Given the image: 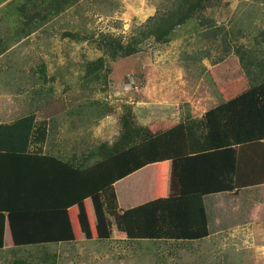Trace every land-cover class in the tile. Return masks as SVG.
<instances>
[{
	"label": "rangeland",
	"instance_id": "obj_1",
	"mask_svg": "<svg viewBox=\"0 0 264 264\" xmlns=\"http://www.w3.org/2000/svg\"><path fill=\"white\" fill-rule=\"evenodd\" d=\"M191 1L201 4L180 22L178 18L184 14L179 0H0V33L12 44L18 42L0 58L77 62L73 64L77 67L69 70L82 72L86 87L79 94V85L71 89L63 84L66 88L62 94L81 95L85 107L98 110L101 123L108 114L116 122L120 111L139 112L137 101H141L147 103L149 119L144 137L185 121L204 136L207 109L264 80V0ZM173 24L174 28L165 33L167 25ZM116 42L129 52L117 50ZM27 78L19 75L13 85H0L4 94L12 95L9 105L4 102L5 107L15 101L27 107L28 103L35 105L34 97L42 98L43 90L35 88L44 83L42 76L34 81ZM261 93L258 87L256 96L264 114ZM20 99L23 102L19 103ZM64 100H56V106L64 108ZM39 101L43 103V98ZM161 107L169 115L167 121L158 119ZM111 124L101 127L100 143L117 131ZM180 167L183 164L174 161L147 166L109 191L127 192L129 186L138 198L144 178L151 184L153 176L165 171L174 178ZM109 191L101 197L110 198V229L97 217L93 233L87 231L84 238L79 237L86 240L83 243L15 244L18 252L13 256L8 250L0 252V264H264L263 207L258 211L257 225L226 228L227 210H215L212 203L225 197L212 196L208 200L210 237L196 241L130 239L120 222V204L111 205L114 198L108 196ZM97 199L88 204H98ZM98 206L100 203L93 207V213L103 210ZM246 209V205L241 211L233 209L229 225L236 220L247 223L245 215L250 210ZM12 219L10 216L9 223L13 226L15 222L17 229L24 224ZM77 232L81 233L79 226Z\"/></svg>",
	"mask_w": 264,
	"mask_h": 264
},
{
	"label": "trees",
	"instance_id": "obj_2",
	"mask_svg": "<svg viewBox=\"0 0 264 264\" xmlns=\"http://www.w3.org/2000/svg\"><path fill=\"white\" fill-rule=\"evenodd\" d=\"M179 4L180 12L184 14L178 18L181 22L201 2L179 0ZM174 26L167 25L164 32ZM115 45H118L117 50L129 52L122 43ZM259 85L254 84V87L261 88L264 99V80ZM32 119L26 117L0 124V156L34 161L41 174L35 186L39 191H6L0 185V248L5 245L6 213L18 214V221L24 223L17 229L24 244L74 240L69 214L71 206L152 163L200 154L199 158L208 170L216 151L213 192H226L235 186L237 154L234 146L264 138L252 89L207 110L203 118L204 136L195 132L191 122H180L108 158L80 167L55 155L42 154V150L25 153L34 138ZM128 122L126 119V127L130 130ZM39 128L40 139L44 140L45 128ZM41 165L45 168H38ZM206 177H202L199 191L159 197L125 210L122 218L126 236L130 239L189 241L209 236ZM21 187H25L24 182Z\"/></svg>",
	"mask_w": 264,
	"mask_h": 264
},
{
	"label": "crops",
	"instance_id": "obj_3",
	"mask_svg": "<svg viewBox=\"0 0 264 264\" xmlns=\"http://www.w3.org/2000/svg\"><path fill=\"white\" fill-rule=\"evenodd\" d=\"M16 43L18 42H15L14 44ZM14 44L11 43L10 39H8L7 41L4 38V34L0 33V56L5 55L7 51H11V49L16 46ZM5 47L7 48L5 49ZM76 63L77 62L65 60L55 62H19L17 60L9 59L7 61L0 58V85H2V83L4 82L8 85H13L11 83H14V81L19 79V75H21L23 78L28 77V81H34L39 76H42L44 81V83L35 86V88L40 86V88L36 89V91L39 90L40 92V89L43 90V92H41L43 103L39 101L42 98L36 99L34 97V99L37 100L34 103L35 105H33V103H28L27 107L19 106L20 104H18V101L12 103L11 107L8 106L9 103L7 101L10 100L12 95L4 94V92L1 91L2 89L0 88V124L13 123L26 117H33L32 124L34 138L33 140H30L29 151L25 153H33L34 151L42 150V154L53 156L55 155L64 161H68L75 166L80 167L94 162H99L126 148L147 140L148 136H143L144 131L146 129H149V119L147 118L148 108L146 102H143L144 104H142L141 101H137V104L141 107L139 112H132V110L120 111V113L116 117V122L115 120L112 121L110 114H108V116L105 117V121L101 123L99 121L100 114L98 110H91L88 107H85L82 99L80 100L81 95L76 96L72 92H70V94L69 92L66 94H62L64 93V88H66L64 86L65 84H69L71 89L73 88V85H79V94H82L86 87L84 86L85 80L82 72L69 70V67H77L73 66V64ZM19 64H21V66H19ZM20 68H23L24 70L20 72ZM35 68H43V70L36 71ZM74 80L76 82H69ZM58 87H61L62 89L59 90ZM33 88L34 86L32 87V89ZM257 88L258 86H252L249 89L253 90L264 131V114L257 100ZM39 92L38 94H40ZM60 95H62L63 97L65 96L64 98H66L65 100L63 99L65 103L64 108L62 109L56 106V102H59L56 100L59 99L60 103L63 102V100L61 99L62 96ZM262 100V104L264 107V99ZM5 101L8 104L6 105V107L4 106ZM21 102H23V100L21 101L20 99L19 103ZM160 104L163 105V103ZM161 109L162 111H160L158 119H161L159 120L161 122L167 121L166 118H168L169 115L165 113L163 107H161ZM126 119L129 121L128 123L130 130H128V128L126 127ZM111 121L116 125L115 129H117V131H115V133L110 132V136L106 135L107 137H104V139H102V142L100 143L99 136L101 134L99 132L101 130V127L107 126V128H109ZM38 122L39 124L37 125ZM178 123L180 122H177L173 126L177 125ZM113 124H111L112 127H114ZM117 124L119 125V127ZM41 126L45 128L46 132L44 140L40 139L41 136L39 133V127ZM125 143L128 144L124 145ZM234 148L236 149L237 154V167L234 176L235 186L232 189L226 190V192H213L216 151L213 152L211 164L208 170H206L205 168V162H201V159L199 157L202 155L200 154H192L185 157L152 163L115 182L102 191L89 196L83 201L71 206L69 208V214L75 232L74 240L46 242L44 244L37 245H48L54 243L60 244L63 242L83 243L86 240L79 239V237L82 236L81 238H84L85 232L87 231V233H93L92 229L95 228L97 217L103 220L104 226H106V228L108 227L110 229V227L112 226L113 209L110 208V198H102V194L108 192L110 189H115L121 182H123L127 178L141 173L147 166L159 164L166 161L182 163L184 168L180 167L179 175L178 173L177 176L174 174V178L171 172L169 173L168 171L157 173L156 176H153L152 180L150 181L152 185L146 183V178H144L143 184L140 183L141 187L138 191L141 194L140 197L135 198L133 196V191L129 186L127 187V192L125 191V189L121 191L122 193L109 191L108 196L111 195V198H114V202L111 203V205H114L115 203L120 204V206L118 207V212L120 214V222L123 227L124 223L122 213L125 210L159 197L177 196L199 191V188H202V177L206 175L208 192L205 197V204L209 215L210 211L208 200L212 196L215 198L216 196H223L225 197L224 201H217L218 199L216 198L212 200V203L215 210L223 209L225 212L227 210L228 214L226 215L224 220V225L226 228L243 226L244 224H246L248 227L255 226L258 224V211H260L262 207L264 208V138L258 141L238 144L237 146H234ZM188 162L189 166H187ZM36 164L37 163H34V161L29 162V160H25L22 158H13L9 155L0 156V185H3L6 191H39L35 186L36 181L41 174H39V170H36ZM42 166L43 165L38 168L44 169L45 166ZM42 175L44 176L45 173H43ZM23 182L25 186L24 188L21 187ZM19 188H21L22 190ZM96 198H98L97 202L98 204L100 203V206L103 208V210L100 209V212L93 213V207H97L98 204L89 205L88 202ZM245 205L247 207L246 212H249L250 210V214L245 215L246 221L248 222L242 223L241 221L236 220L235 224L233 223L229 225V213H232L233 209L241 211ZM75 215L76 219H74L73 217ZM10 216L13 217L11 221L18 220V214L6 213V230L4 239L5 245L0 248V252L8 250V252H11V255L13 256L14 252H18L17 245L28 246L30 244H24L22 242L15 222L13 221V224L11 222L13 226H11L9 223ZM32 226H35V224L33 223ZM77 226H79V228L81 229V233L77 232ZM10 228L14 229L12 230V233ZM210 235H212L211 230ZM210 235L203 239L210 237ZM91 238H93V236ZM53 253H55V251Z\"/></svg>",
	"mask_w": 264,
	"mask_h": 264
}]
</instances>
